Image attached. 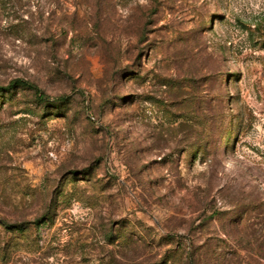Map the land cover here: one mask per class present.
I'll return each mask as SVG.
<instances>
[{"label":"rangeland","instance_id":"rangeland-1","mask_svg":"<svg viewBox=\"0 0 264 264\" xmlns=\"http://www.w3.org/2000/svg\"><path fill=\"white\" fill-rule=\"evenodd\" d=\"M17 78L0 264H264V0H0Z\"/></svg>","mask_w":264,"mask_h":264},{"label":"trees","instance_id":"trees-1","mask_svg":"<svg viewBox=\"0 0 264 264\" xmlns=\"http://www.w3.org/2000/svg\"><path fill=\"white\" fill-rule=\"evenodd\" d=\"M17 87H26L29 89H32L36 91L39 95H45L44 92L32 81L28 79H23V78H17L14 80H11L6 86H0V89L2 90H9ZM4 225H7L6 222H1ZM9 227V226H7ZM15 227V226H12Z\"/></svg>","mask_w":264,"mask_h":264}]
</instances>
